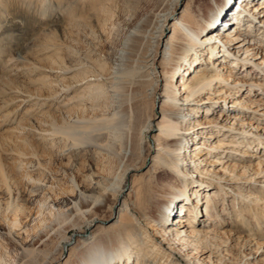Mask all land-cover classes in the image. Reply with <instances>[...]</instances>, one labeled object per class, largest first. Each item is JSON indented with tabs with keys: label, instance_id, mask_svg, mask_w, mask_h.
<instances>
[{
	"label": "rangeland",
	"instance_id": "rangeland-1",
	"mask_svg": "<svg viewBox=\"0 0 264 264\" xmlns=\"http://www.w3.org/2000/svg\"><path fill=\"white\" fill-rule=\"evenodd\" d=\"M43 2L46 3L42 5ZM189 2L180 0L174 20H179ZM193 2L192 10L201 21L211 1ZM236 2L232 4L235 7ZM168 3L169 0H0V166L6 174V181L0 176V264H66L72 251L74 259H78L77 228L95 220V227L84 239L90 240L92 233H97L108 243L120 230L125 231L118 223L125 203L131 205L134 215L146 212L156 216L162 198L160 185L171 178L169 168L157 159L158 146L154 142L158 140L166 101L161 90L152 91V76L145 77L147 73L141 76L140 83H126L118 90L103 91L108 85L104 87L102 80L112 77V59L130 31L140 22L154 21ZM171 25L165 30V40L172 34ZM260 57L258 62L264 54ZM165 70L168 72L170 67ZM61 73L65 74L62 79L67 88L57 92L50 85L51 78ZM234 74L242 77L246 85L256 81L264 91V75L258 70L250 67ZM100 90L105 94L95 101L91 95ZM259 98L264 99V95ZM197 106L200 122L214 121L223 110L218 107L207 113ZM118 108L128 111L132 126L121 142L104 138L106 150L101 151L96 146L103 142L92 127L103 110ZM150 115L153 123L146 134ZM215 124L217 135L226 134L215 139L230 140L226 131L229 125L220 126L219 120ZM257 125L259 140L250 148L244 147L242 155L234 156L239 159L235 164L246 174L241 169V180L232 187L245 185L251 194L264 198V184L246 181L255 170L262 173L258 181H264V122L258 121ZM201 126L197 127L199 132H208ZM86 134L92 135L93 141L74 140ZM198 135L196 140H203ZM192 144L188 145L189 151ZM28 162L31 163L27 165ZM216 174L205 179L209 185L198 193L202 203L208 199L213 218L211 221L202 217V206L198 218L204 223L198 228L210 231L200 246L201 252H206L202 258L208 264H264V210L249 202L235 205V193L228 189L224 193L221 186L227 183H219L223 178L228 180L229 174ZM204 190L212 198L205 196ZM62 192L68 193L65 198ZM77 197L86 204L82 203V214H75L73 222L60 225L58 216L49 217L52 208L57 210L70 199L79 200ZM38 211L47 217V222L36 230L31 214ZM149 223L146 228L139 219L133 230L158 245V264H182L180 255H171L172 262L166 263L167 246L156 242L158 237L153 239L159 225L152 219ZM12 226L14 233L8 237ZM67 239H71L70 250L62 253Z\"/></svg>",
	"mask_w": 264,
	"mask_h": 264
},
{
	"label": "bare ground",
	"instance_id": "bare-ground-1",
	"mask_svg": "<svg viewBox=\"0 0 264 264\" xmlns=\"http://www.w3.org/2000/svg\"><path fill=\"white\" fill-rule=\"evenodd\" d=\"M210 1L211 6L200 16L201 22L192 10L193 0H190L179 20H174L173 16L180 0H169L166 9L158 13L154 21L140 22L142 24L130 31L121 50L115 53L112 59L113 75L102 80L104 87L108 85L103 91L109 88L122 89L126 83L138 84L144 73H147L145 77L152 76V91H162L161 97L165 99L166 105L162 108L164 113L158 127V140L154 142L158 146L157 159L164 167L169 168L171 178L165 179L160 185L163 188L160 191L162 198L157 204L156 216L152 217L146 212L134 215L131 205L123 204L124 209L122 212L120 210L118 223L125 231L120 230L108 243L97 233H92L90 240L84 239L88 230L95 227V220L87 222L84 228L76 226L75 241L80 244L77 248L78 259H74L76 254L72 251L66 264H158L161 259L158 257V245L153 240H145V236H140V233L133 230L139 219L143 220L146 228L150 224L149 219L159 225V228L154 230L156 236H153V239L158 237L160 240L155 241L167 246L169 253H164L167 257L166 263L172 262L171 255H180L182 264H208L205 258H202L206 252H201L200 249L203 238L207 240L210 232L209 229L205 231L198 228L204 223L202 218H198L199 214L201 215V207L205 208L202 217L206 216L211 221L213 218L210 215L208 199L202 203L198 193L209 185L205 179L216 176L217 172L229 174L228 180L223 178L219 183H227L225 187L221 186L224 193L227 189L235 193V205L249 202L250 205L260 206L264 210V198L251 194L245 185L240 186L241 188L232 187L241 180L242 173L246 174L244 169L235 164L237 158L234 156L242 155L243 149H246L244 147L250 148L255 140H259L257 132L260 127L257 122H264V99L259 98L264 95L262 87L256 81L246 85L242 77L234 74L238 70L252 67L264 75V58L258 62L260 55L264 54V0ZM235 1L236 7L232 5ZM44 3L46 2L42 5ZM169 24H172V34L165 40V30ZM167 67H170L168 72L165 70ZM64 73L51 78L50 85L54 91L67 88L65 78L62 79ZM249 86L251 89L245 90ZM103 91L92 94L91 98L95 101L101 100L100 97L105 94ZM256 92L258 94H255ZM197 105L207 113L218 107L223 110L214 121L208 119L207 122H200L196 115L199 107ZM152 117L150 115L148 118L146 134L151 132ZM218 120L220 126L223 123L229 125L226 131L230 133V140L215 139L226 136L224 132L217 135L218 130L214 128L218 127L215 124ZM131 126L128 111L118 108L103 110L96 118L92 130L101 138V142L107 136L121 142ZM199 126H205L208 132H199ZM233 129L239 132H234ZM198 133V137L203 140H196ZM236 137L240 140L235 139ZM74 140L78 143H89L93 141V136L86 134ZM211 140L212 142H209ZM190 142L193 144L189 151ZM102 144L105 143H99L96 148L106 150V145ZM228 153L233 156H228ZM213 156L217 157L216 160L212 159ZM226 157L229 159H223ZM29 163L31 162L27 165ZM261 175V172L255 170L252 177L246 181L248 184L263 185V180L258 181ZM0 176L6 181V174L1 166ZM67 194L61 193L64 198ZM82 196L80 194L79 197ZM205 196L212 198L209 192H206ZM82 203L86 204V201L70 199L68 204L59 206L57 210L52 208L53 211L48 212L49 217L58 216L60 225L68 221L71 223L75 214H82ZM31 217H34L33 228L36 230L47 222V217L43 216L41 211L31 214ZM171 217H175L172 224ZM14 229V226L10 227L6 236H11ZM148 236L146 235V239ZM71 239L65 240L62 253L70 250ZM150 241L154 244L150 245ZM22 249L25 250L23 247Z\"/></svg>",
	"mask_w": 264,
	"mask_h": 264
}]
</instances>
